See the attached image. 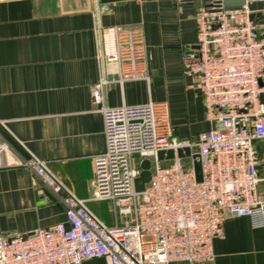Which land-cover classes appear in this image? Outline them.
Segmentation results:
<instances>
[{
    "label": "built area",
    "instance_id": "1",
    "mask_svg": "<svg viewBox=\"0 0 264 264\" xmlns=\"http://www.w3.org/2000/svg\"><path fill=\"white\" fill-rule=\"evenodd\" d=\"M195 19V49L183 56V73L203 98L211 130L197 140L176 138L166 102L107 107V85L149 81L147 46L141 27L96 26L101 72L92 102L103 117L105 150L94 157L92 200L109 203L114 222L101 221L44 163L21 156L0 134V170H29L66 215V223L0 235V264H215L214 242L229 219L264 226L258 172L264 164L258 147L264 143V39L246 2L227 9L223 0H209ZM183 149L191 156L179 158ZM167 151L175 158L159 161L158 153ZM193 155L201 164L200 182ZM144 161L151 179L137 192Z\"/></svg>",
    "mask_w": 264,
    "mask_h": 264
},
{
    "label": "crops",
    "instance_id": "2",
    "mask_svg": "<svg viewBox=\"0 0 264 264\" xmlns=\"http://www.w3.org/2000/svg\"><path fill=\"white\" fill-rule=\"evenodd\" d=\"M209 0H0V134L21 156H34L107 225V202L92 200L94 157L105 150L103 117L92 102L100 79L96 26L141 27L149 81L105 87L110 108L166 102L174 135L197 140L211 130L203 98L183 73L195 49L196 13ZM264 39V3L245 1ZM113 73L115 66L108 68ZM264 152V143L258 144ZM263 182L264 164L258 167ZM109 204V203H108ZM110 205V204H109ZM66 223L65 207L24 168L0 170V235ZM215 264H264V226L229 219L214 242ZM82 264H106L92 259ZM182 264V263H178Z\"/></svg>",
    "mask_w": 264,
    "mask_h": 264
},
{
    "label": "water",
    "instance_id": "3",
    "mask_svg": "<svg viewBox=\"0 0 264 264\" xmlns=\"http://www.w3.org/2000/svg\"><path fill=\"white\" fill-rule=\"evenodd\" d=\"M246 0H223L224 5L227 9H237L241 8L242 5L245 4ZM177 155L179 158H186L191 156V152L189 149H183L178 150ZM175 158V152L174 151H167V152H160L158 153V160L159 161H168ZM194 160V170L196 173V179L198 182L202 180L201 175V164L197 161V156H192ZM142 173L140 175V178L136 181V191L142 192L145 188V185L150 181L151 179V164L149 161H144L141 164Z\"/></svg>",
    "mask_w": 264,
    "mask_h": 264
},
{
    "label": "rangeland",
    "instance_id": "4",
    "mask_svg": "<svg viewBox=\"0 0 264 264\" xmlns=\"http://www.w3.org/2000/svg\"><path fill=\"white\" fill-rule=\"evenodd\" d=\"M99 208H100L101 214L107 215L110 219L112 218L110 205L108 203L107 205H100Z\"/></svg>",
    "mask_w": 264,
    "mask_h": 264
}]
</instances>
